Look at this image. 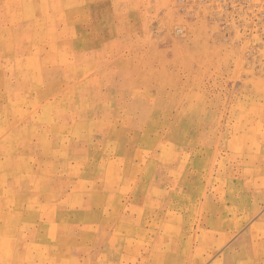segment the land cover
I'll return each mask as SVG.
<instances>
[{"label":"rangeland","instance_id":"obj_1","mask_svg":"<svg viewBox=\"0 0 264 264\" xmlns=\"http://www.w3.org/2000/svg\"><path fill=\"white\" fill-rule=\"evenodd\" d=\"M197 1L0 0V264H264V28Z\"/></svg>","mask_w":264,"mask_h":264},{"label":"built area","instance_id":"obj_2","mask_svg":"<svg viewBox=\"0 0 264 264\" xmlns=\"http://www.w3.org/2000/svg\"><path fill=\"white\" fill-rule=\"evenodd\" d=\"M202 1L211 4L214 13L225 11L234 15L227 21V26H231L232 22H235L233 20L242 19L245 15L249 18L250 15V18H255L256 21H254L255 25H248L249 27L264 28V0H198L197 4ZM217 26L220 27L222 24Z\"/></svg>","mask_w":264,"mask_h":264}]
</instances>
